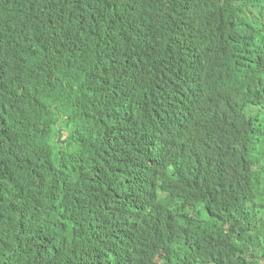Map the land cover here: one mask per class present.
<instances>
[{
    "label": "trees",
    "instance_id": "16d2710c",
    "mask_svg": "<svg viewBox=\"0 0 264 264\" xmlns=\"http://www.w3.org/2000/svg\"><path fill=\"white\" fill-rule=\"evenodd\" d=\"M0 264H264V0H0Z\"/></svg>",
    "mask_w": 264,
    "mask_h": 264
},
{
    "label": "clouds",
    "instance_id": "9594fccd",
    "mask_svg": "<svg viewBox=\"0 0 264 264\" xmlns=\"http://www.w3.org/2000/svg\"><path fill=\"white\" fill-rule=\"evenodd\" d=\"M251 200H248L246 202H250ZM245 202V203H246ZM246 225L248 224V219L247 218H243L241 219ZM232 227H233V230H234V233L227 237V236H223L225 237L227 240L223 243V246H227V245H230L231 243H235L236 244V248L237 249V252L238 251H241V254L244 255L248 249L250 248L251 246V243H252V237H243V236H239L238 235V222L235 221V222H232Z\"/></svg>",
    "mask_w": 264,
    "mask_h": 264
}]
</instances>
